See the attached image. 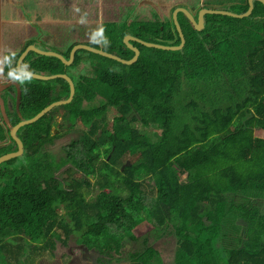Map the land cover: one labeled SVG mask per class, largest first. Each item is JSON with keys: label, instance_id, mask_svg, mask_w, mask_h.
I'll return each instance as SVG.
<instances>
[{"label": "trees", "instance_id": "1", "mask_svg": "<svg viewBox=\"0 0 264 264\" xmlns=\"http://www.w3.org/2000/svg\"><path fill=\"white\" fill-rule=\"evenodd\" d=\"M247 10L245 1L240 11ZM177 21L182 50L134 43L139 56L130 66L90 54L91 74L73 81L72 101L19 129L25 161L18 169L12 160L0 166V261L20 258L27 246L52 251L55 232L63 244L73 235L109 256L148 222L154 238L172 229L173 264H264V138L255 136L264 132V5L255 1L243 19L205 15L200 31L181 13ZM115 27L103 28L106 51L130 60L133 52L121 42L125 28ZM127 29L144 42L180 43L172 21ZM34 67L63 72L53 57ZM28 80L18 112L15 98L6 112L11 126L69 94L62 79ZM60 109L67 126L83 130L56 162L52 144L60 135L52 128ZM4 127L0 141L7 138ZM0 149L9 152L15 143ZM64 163L75 172L66 174L62 189L55 173ZM91 190L96 194L88 200ZM143 244L128 254V264H162Z\"/></svg>", "mask_w": 264, "mask_h": 264}, {"label": "flooded vegetation", "instance_id": "2", "mask_svg": "<svg viewBox=\"0 0 264 264\" xmlns=\"http://www.w3.org/2000/svg\"><path fill=\"white\" fill-rule=\"evenodd\" d=\"M69 2L70 1L63 0L64 6L66 5L65 8H68V11L65 10L60 11L58 9L57 11L50 12L49 16L52 18L51 20L52 23L49 24L48 22L47 24V22L44 21L45 19L44 15L48 13V4L51 3L44 2L43 3L44 6H38L37 2H29V0H0V125L3 127L5 126L4 129L7 131V138L4 141H0V148L8 147V146L11 147L12 143H15L14 150H11L9 152L0 151V157L7 154L15 153L18 150L16 142L10 136V129L16 126L18 123L14 126H11L9 124V120L7 118L6 112L12 111L13 98H15L14 109L16 110V112H18L20 97H21V84L25 85L27 82H29L28 80L29 78L38 80L30 76H27L25 73L39 75L43 77L52 76V75H46L42 73L40 70L35 69L34 67V65L41 58L51 57V56L43 55L44 53H55L64 58L65 63H63L61 60L56 58L63 65V69H62L63 72L55 75H65L72 81V83L81 74H85V75L91 74L90 72L91 65L94 62L93 60L94 58L90 54L98 55L79 47L86 46L92 49L102 50L103 52L112 54L106 51L105 47L107 46L103 35V28L105 25L108 24L112 25V23L116 22V20H113V22H107V19L104 18L105 17L104 16L101 17L100 25H92V26H88L85 24H81L77 26L67 25L71 23V21H75L74 13H72L71 17L67 15L68 13H71L74 10L73 8L74 6L71 5V3ZM80 4L81 5L90 4L93 8V11L97 6H99V9L101 11V8L104 5H106V3H103V1L101 0L97 2H90L88 0H79V3L77 5ZM177 8L185 9L182 6L174 7L173 10H171V13H169L168 11L163 12L162 10L161 12L159 10L158 11L159 13L153 12L154 15H152V17L149 18L140 17L138 19H135L132 24L155 21V20L162 23H165L167 21H172V13ZM83 9L84 8H81L77 12L80 14L83 12ZM210 10H217V9H210ZM187 11L192 15H194V19L197 18L199 11L197 12H192L189 10ZM76 20L82 22L84 21L83 19L80 20L76 19ZM121 21H123L122 26L123 28H125L121 42L127 48L124 42L128 41V36H132L139 40L141 39L139 38V33H135L132 32L130 29H127L132 24L129 25V23L124 22V20ZM129 43H131L132 45L134 43L138 44L136 42H131V41H129ZM72 51H74L73 58L70 60ZM38 81H42V80H38ZM74 93H75V89H74ZM67 98H64L62 100H66ZM58 112H60V110H58ZM19 129L16 132V137L20 140V138L17 136ZM23 152L25 153L24 147H23ZM15 158H12L8 161L1 163L0 166L1 165L6 166L7 163L11 160L12 163H14ZM66 164L67 163H64L62 167H60V169L55 173L57 179H58L57 175L60 172L62 173L65 172V178H66L67 171L62 170V168ZM13 167L18 169V166H13ZM58 181L60 182L59 179ZM63 183L65 185L66 183L65 179ZM57 236H58V232H55L54 234L55 246H56V242L58 241L56 238ZM7 241L12 242V244H14L13 242L16 243L18 241V238H8ZM75 241L78 242L77 239ZM66 242L63 244L61 241L63 245H65ZM80 245L84 246L83 244ZM26 250L33 251L28 246ZM48 251L53 253L55 251V247L52 251L51 250ZM89 251H95V250L91 249ZM97 253L99 255H97L95 259V263L108 264L107 263L108 261L106 260V256L100 254L99 252ZM22 257L23 256H20V258H16V255H14L12 259H2L0 261V264H9V262L19 264V262L22 260Z\"/></svg>", "mask_w": 264, "mask_h": 264}, {"label": "rangeland", "instance_id": "3", "mask_svg": "<svg viewBox=\"0 0 264 264\" xmlns=\"http://www.w3.org/2000/svg\"><path fill=\"white\" fill-rule=\"evenodd\" d=\"M230 4L232 5H224L225 10L220 11H226L234 15L242 14L240 11V7L237 6L240 5V3L234 2ZM125 12L126 15L129 13H133L129 8H126ZM117 14L120 15L121 12L118 11ZM121 20L123 19L118 18L116 22L112 23V25L116 26L115 31H119L121 28H123V21ZM192 97L194 100L196 99L195 96ZM54 114L56 124H54L52 128V134L60 135V139L57 138L54 140L52 144V152L54 154L55 160L59 161L64 157L62 149L79 137L83 130V127L81 125L75 127L67 126L62 120V115L64 114V111L62 109H60V112L57 111ZM112 115L113 112H110L108 114V118H111ZM62 122L63 124H61ZM59 125H62V128ZM135 126L141 131H145L147 134H151V131L153 130V128L144 129L139 124H136ZM255 136L264 138V132L256 131ZM25 155L26 154L23 152L20 157L15 158L14 163L11 164V167L20 166L21 163L25 161ZM96 165V167L100 166V162ZM62 170L68 171L67 173L75 172V168L70 163H67L62 168ZM57 177L60 180V188H65V185L63 183L65 179V172H60ZM91 181H94L93 177H91ZM145 189L150 190L148 186H145ZM95 194L96 191L91 190L86 197L88 200H92ZM59 213L63 215L64 211H60ZM132 234L135 237V240H125L119 253L112 252L111 254H109V256H106V260L110 262V264H127L128 254L141 251L144 248L143 240H146L147 245L151 246L155 251L159 253L162 264H173L175 239L173 237L171 228H168L166 232L160 237L154 238L156 234L154 235L153 233L152 225L148 222H143L133 230ZM75 240L76 237L71 236L68 238L65 245H63L60 241H57L55 251L53 253L49 251L39 253V251L37 250L29 251L24 249L23 257L19 264H96L95 259L99 254L96 251L87 250L85 246L80 245L79 242H76ZM9 264L17 263L9 262Z\"/></svg>", "mask_w": 264, "mask_h": 264}, {"label": "crops", "instance_id": "4", "mask_svg": "<svg viewBox=\"0 0 264 264\" xmlns=\"http://www.w3.org/2000/svg\"><path fill=\"white\" fill-rule=\"evenodd\" d=\"M67 1H70L69 3L74 6V10L67 15L70 17L72 16V13H74L75 15V21H71V23L67 25L74 26L81 24H85L88 26L100 25L101 17L104 16V18L107 19V22H113V20L121 18L124 20V22L129 23L130 25L135 19H138L140 17H152L153 12L159 13V10H162L163 12L168 11L169 13H171V10H173L174 7L179 6H182L189 11L197 12L201 9L225 10L224 5H232L230 3L234 2L240 3V5L237 6L241 7L245 1L248 2V0H101L103 1V3H106V5L101 8V11L99 9V6L95 7L93 11V8L90 4L77 5L79 3V0ZM88 1L97 2L100 0ZM29 2H37L38 6H44V2L51 3L48 4V13L44 15V21H46L47 24L48 22L49 24L52 23V18L49 16L50 12L57 11L58 9L60 11H68V8H65L66 5L64 6L63 0H29ZM81 8L84 9L83 12L79 14L77 11H79ZM126 8L131 9L133 13H129L126 15ZM118 11L121 12L120 15L117 14ZM76 19H83L84 21L82 22Z\"/></svg>", "mask_w": 264, "mask_h": 264}, {"label": "water", "instance_id": "5", "mask_svg": "<svg viewBox=\"0 0 264 264\" xmlns=\"http://www.w3.org/2000/svg\"><path fill=\"white\" fill-rule=\"evenodd\" d=\"M254 1L260 2L261 4L264 5V0H248V10L245 13L241 14V15H234V14H231L229 12L220 11V10L202 9V10H200L198 12L197 18L194 19V15L189 13L186 9L177 8L172 13V22H173V24L175 26V29H176V31L178 33V36H179V39H180L179 45H177V46L159 45V44L144 42V41H141V40H139L137 38H134L132 36H128V41H126L124 43L126 44L127 48L129 50H131L133 52V54H134L133 57L130 60H123V59H121V58H119V57H117V56H115L113 54H109V53L103 52L102 50L92 49V48H89V47H86V46H81L79 48H82V49H85V50L90 51L92 53L101 55L103 57H106L108 59L116 61V62H118L120 64H123V65H126V66H130V65L134 64L137 61L138 56H139V50L136 47H134L131 43H129V41L136 42V43H138V44H140V45H142L144 47H147V48H153V49H158V50H163V51H180V50H182V48L185 45V39H184V36L182 34L181 28H180V26L178 24V21H177L178 13H182L183 15H185V17L189 20V22L194 27V29L196 31H200V30H202L204 28V16L205 15H221V16H226V17H230V18H237V19L247 18V17H249L251 15V13L253 11V3H254ZM73 53H74V51H72V53H71L70 60L73 58ZM43 55L55 57V58L61 60L63 63H65L64 58L61 57L60 55L55 54V53H44ZM25 74L27 76H30L32 78H35V79H38V80H42V81L54 80V79H57V78L63 79L69 85V96H68V98L66 100L57 101V102H54V103L50 104L49 106L45 107L37 115H35L33 118L28 119V120H23L20 123H18L16 126L12 127L10 129V136L16 142L18 150L15 153L7 154V155H4V156L0 157V164L5 162V161H8V160H10L12 158L18 157V156H20L22 154V152H23L22 143L16 137V132H17V130L19 128L37 122L40 118H42L45 114L50 112L55 107L69 104L72 101L73 97H74V85H73L72 81L65 75H52V76L43 77V76L29 74V73H25ZM126 166H130V163L127 162Z\"/></svg>", "mask_w": 264, "mask_h": 264}]
</instances>
